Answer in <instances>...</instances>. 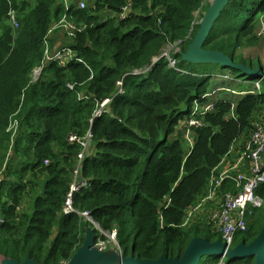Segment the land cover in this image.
Listing matches in <instances>:
<instances>
[{
  "label": "trees",
  "instance_id": "16d2710c",
  "mask_svg": "<svg viewBox=\"0 0 264 264\" xmlns=\"http://www.w3.org/2000/svg\"><path fill=\"white\" fill-rule=\"evenodd\" d=\"M76 2L68 0L66 8L62 0H0V169L5 165L0 255L18 262L67 264L82 245L85 228L92 225L75 212L64 214L63 207L80 152L68 136L81 137L88 130L91 144L78 171L88 186L73 193L72 205L88 212L102 230H115L122 255L175 258L194 237L213 242L206 212L200 221L184 225L186 213L203 198L211 171L235 141L249 138L255 116L264 111V93L260 89L236 99L232 112L231 94L225 93L203 116L204 124L193 129L188 153L176 128L211 88L214 73L208 68L216 64L185 61L182 54L200 27L195 12L209 6L204 8L203 0H86L80 9ZM124 6L126 17L119 18ZM10 9L16 12V29ZM64 15L81 30L72 38L62 28L48 34ZM261 15L264 0H227L201 47L247 66L252 60L238 50L259 44L255 31ZM46 40L51 50L70 47L89 68L49 62L31 83ZM175 43L179 51L169 52L174 65L163 56L152 63ZM105 98L106 109L90 125ZM12 120L18 124L13 144L7 131ZM231 188L225 180L219 191ZM256 195L264 201V183ZM263 222L264 207L255 210L245 231L235 234L233 245L250 243ZM254 261L225 259L227 264Z\"/></svg>",
  "mask_w": 264,
  "mask_h": 264
},
{
  "label": "built area",
  "instance_id": "2783aa9c",
  "mask_svg": "<svg viewBox=\"0 0 264 264\" xmlns=\"http://www.w3.org/2000/svg\"><path fill=\"white\" fill-rule=\"evenodd\" d=\"M62 1L67 8L68 0ZM76 7L84 9L86 7L85 1L77 0ZM127 11L128 7L124 6L119 14V18H125ZM8 18L11 27L13 29L18 28L19 22L17 20L15 10H9ZM259 22L260 25L258 36H260L262 44L264 46V15H261L259 17ZM57 28H62L68 38L74 37L75 32L81 30L80 26H76L75 24L70 22L65 15L57 24L51 26L48 34H50ZM161 56L166 57L169 60L168 51H165L162 52L159 56L155 57L152 63H154ZM49 62H56L60 67H65L70 62H77L89 68L87 63L84 62L81 58H78L70 47L63 46L51 50L49 43L46 40L44 42L43 58L40 64L34 67L30 73L31 83H35L38 81L43 70L47 67ZM170 63L173 65L174 61L170 60ZM137 72L138 71L136 70L135 73ZM216 78L217 80L221 81H224L223 79L227 78V82L233 81V79L227 74L216 76ZM234 81L236 83H240V80ZM118 84L120 85L121 83L118 82ZM73 86L74 85L71 83L67 84V87L70 89H73ZM254 88L255 91L248 89L238 90L217 85L213 88L211 87L210 91L206 92L200 99L194 101L193 107L190 111V115L187 118L188 121L180 122L178 126H186L187 128L186 138L189 142L188 153L191 152L194 145V141L190 140L189 138V130L191 129L193 131L195 127L204 124L202 122L203 116H205V114H207L208 112H212L214 110L215 103L219 100L218 98H214L216 93L226 90L230 94L236 95V99H239L247 94L254 95L260 93L259 81L255 83ZM108 103L109 98H105L98 102L96 109L93 111L92 117L89 119L90 125L95 117H99L102 115V113L104 112V108ZM233 108L234 103L231 106V112ZM17 127V122L15 120H12L9 127L7 128V131L10 132L11 144H13ZM91 139L92 133L90 130H88L81 137L74 134H70L68 136L69 142H75L80 146V152L77 154V168L74 170V178L67 193V197L63 207V213L67 214L75 212L80 216H86L92 220L88 212H79L72 205L73 193L81 188H85L88 186V182L86 180L79 179L78 171L79 165L83 160L85 153L89 149ZM239 145L240 144L235 147L233 144L228 152L232 153V150L236 151L235 153H232V163L230 165H223L226 160V156H224L220 164L211 171L206 193L197 205L187 211L184 221V225L191 223L194 219L200 221V218H202L203 216V211H205L207 217L204 218V221L206 220V224L213 232L219 234V241L226 244L227 248L232 247L234 237L237 232L246 230L248 219L253 215L255 210L264 207V201L261 197L256 195L257 188L264 183V111L259 114L257 119L253 122V127L251 129L249 138L243 141L242 148H240ZM10 153L11 152L9 151L8 156ZM44 163L47 164L48 161L45 160ZM220 166L222 167L220 168ZM4 171L5 165H3L0 169V184L4 179ZM225 180L231 182L232 188L221 193L219 191V188ZM210 204L213 208L209 211V213H207V209ZM99 231L102 230L99 229ZM110 234L113 235L114 239L116 240V231L114 230ZM99 236L100 234H98V237ZM94 245H96L95 242ZM212 257L219 258V260L215 264H227L225 262V252L222 255H216Z\"/></svg>",
  "mask_w": 264,
  "mask_h": 264
},
{
  "label": "water",
  "instance_id": "95a60500",
  "mask_svg": "<svg viewBox=\"0 0 264 264\" xmlns=\"http://www.w3.org/2000/svg\"><path fill=\"white\" fill-rule=\"evenodd\" d=\"M227 0H214L204 12L199 21V30L188 46L182 59L195 62H213L225 68L238 70L241 76L251 78H264V70L261 65L258 68L246 66L242 63H234L232 58L218 52L205 50L201 47L206 38L212 21L215 19L218 11ZM95 233L93 228L86 227L82 245L77 249L67 264H197L203 255L216 256L224 252L228 260H235L244 257H253L254 264H264V222L259 234L248 244L240 242L233 248H227L226 244L219 240L210 242L205 238L194 237L187 244L181 257L168 258L161 255L156 260L139 259L133 256L126 257L120 253L119 245L117 249L99 251L94 246ZM0 264H38L32 259H26L24 262H18L11 258L0 255Z\"/></svg>",
  "mask_w": 264,
  "mask_h": 264
},
{
  "label": "rangeland",
  "instance_id": "374dc122",
  "mask_svg": "<svg viewBox=\"0 0 264 264\" xmlns=\"http://www.w3.org/2000/svg\"><path fill=\"white\" fill-rule=\"evenodd\" d=\"M85 1L86 5H87V2L86 0H83ZM214 0H203V7L206 8L207 6H209ZM205 10H198L195 12V23H199V21L201 20V17L203 16ZM259 25H260V22H258V26H257V29H256V36L260 39L259 41V44L257 46H249V47H244V48H241L238 50L239 53H241L243 55V57H245L246 59H251L252 62L247 64V66H250L252 65L253 68H258L259 65L262 66L263 70H264V46L262 44V40L260 38V36H258V31H259ZM165 49L162 50V52H165V51H168V55H169V52L172 51V50H175V51H179V48H178V44L175 43V44H168L164 47ZM170 60L171 61H174L170 58V55H169V64L172 65L170 63ZM174 65V64H173ZM208 70L211 72V74H213V77L211 79V83H212V88L215 87V86H224L225 88H231V89H241V90H254L255 91V83H257L258 81L256 80H253V81H247V80H240V83H236L234 80H239L238 78H236L235 76H239V77H242V78H248L247 76H241V73L240 71L238 70H230L228 68H221L220 66H218L217 64L216 65H213V66H210L208 68ZM223 71V72H221ZM223 74H227L229 75L233 81H229L227 82L228 78L227 79H223L224 81H221V80H217L216 76H220V75H223ZM226 78V77H224ZM226 81V82H225ZM247 81V83H245ZM261 86H260V89H261V92L264 93V81H261L260 82ZM259 84V85H260ZM259 89V90H260ZM211 88L208 90L210 91ZM207 91V92H208ZM225 93H229L227 92L226 90H223V91H220L218 93L215 94L214 98H218V99H221L223 98V95ZM229 97H232L231 99V104L236 102V95H232L229 96ZM107 106V105H106ZM106 106L104 108V110L106 109ZM193 107V105H192ZM215 109V107H214ZM214 111V110H213ZM259 115V114H258ZM258 115L255 116L253 122L257 119ZM189 117V116H188ZM188 117L184 118V119H181L180 122H187L188 121ZM202 122H203V118H202ZM204 123V122H203ZM186 126H181V127H178L176 128V135L181 137L184 141V144H185V147L188 151L189 147H188V140L186 138ZM9 133V132H8ZM182 134V135H181ZM189 138L190 140L194 141V131H192L191 129L189 130ZM243 140L244 139H240V140H236L235 143H234V146L237 147L238 144H240V148H242V145H243ZM91 144V143H90ZM90 147V146H89ZM233 152L232 153H235L236 151L235 150H232ZM229 152V151H228ZM232 153H227L225 156L226 160L224 162V166H228L232 163L231 161V156H232ZM7 164V162H6ZM222 166H220L221 168ZM219 172V171H218ZM27 202V201H25ZM213 207L211 206V204L208 206V209H207V213H209V211L212 209ZM83 217V220L84 222H89L91 223V227L93 228V230L95 231V235H96V240H95V243L96 245H94L97 249H99V251H106V250H109V249H113V250H117V242L116 240L114 239L113 235H111L110 233L111 232H108V231H104L100 228V226L93 220L89 219L88 217L86 216H82ZM99 229H101L102 231H99ZM102 232V233H101ZM98 234H100V236L98 237ZM210 238L212 239L213 242L219 240V234H215L213 232H210ZM234 245H232L231 248H233ZM211 258H213L212 256H208V255H203L198 264H204L205 262H207L208 260H210ZM66 263V262H64Z\"/></svg>",
  "mask_w": 264,
  "mask_h": 264
},
{
  "label": "crops",
  "instance_id": "0c3cea01",
  "mask_svg": "<svg viewBox=\"0 0 264 264\" xmlns=\"http://www.w3.org/2000/svg\"><path fill=\"white\" fill-rule=\"evenodd\" d=\"M239 90V89H238Z\"/></svg>",
  "mask_w": 264,
  "mask_h": 264
}]
</instances>
